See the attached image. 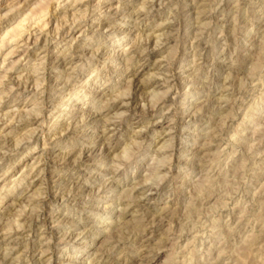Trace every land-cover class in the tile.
I'll list each match as a JSON object with an SVG mask.
<instances>
[{"label":"rangeland","instance_id":"374dc122","mask_svg":"<svg viewBox=\"0 0 264 264\" xmlns=\"http://www.w3.org/2000/svg\"><path fill=\"white\" fill-rule=\"evenodd\" d=\"M0 264H264V0H0Z\"/></svg>","mask_w":264,"mask_h":264},{"label":"bare ground","instance_id":"6f19581e","mask_svg":"<svg viewBox=\"0 0 264 264\" xmlns=\"http://www.w3.org/2000/svg\"><path fill=\"white\" fill-rule=\"evenodd\" d=\"M103 26H104V25H103ZM66 62H67V60H66L65 58H61V59H60V65H61V66H65ZM133 82H134V81H133ZM133 82H132V83H133ZM155 84H156V82H155ZM131 85H133V84H131ZM134 86H135V85H134ZM151 86H152V85H151ZM130 87H131V86H130ZM137 87H138V85H137ZM138 88H139V87H138ZM142 88H143V87H142ZM132 89H133V88H132ZM134 90H135V89H134ZM131 96H132V95H131ZM131 96H130V97H131ZM130 97H129L128 99H129V100H130V99L132 100L133 98H130ZM133 97H134V96H133ZM123 99H124V98H123ZM128 99H127V100H128ZM113 103L115 104V102H113ZM112 105H113V104H112ZM108 106H109V105H108ZM121 106H122V105H121ZM123 106H124V105H123ZM106 107H107V106H106ZM111 107H112V106H111ZM113 107H114V106H113ZM70 114H71V113H70ZM110 124H113V123H110ZM110 126H114V125H110ZM233 144H234V143H233ZM106 146H108V145H106ZM107 148H108V147H107ZM252 168H253V167H252ZM220 173H221V172H220ZM217 194H218V193H217ZM223 205H224V204H223ZM212 226H213V225H212ZM190 232H191V231H190ZM8 236H9V235H8ZM5 237H6V236H5ZM7 241H11V242H12V241H14V240H13L12 237H9V238H7Z\"/></svg>","mask_w":264,"mask_h":264}]
</instances>
